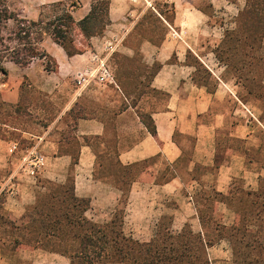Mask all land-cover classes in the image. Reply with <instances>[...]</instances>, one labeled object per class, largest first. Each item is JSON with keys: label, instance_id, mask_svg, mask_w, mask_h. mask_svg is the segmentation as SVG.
I'll return each instance as SVG.
<instances>
[{"label": "crops", "instance_id": "crops-1", "mask_svg": "<svg viewBox=\"0 0 264 264\" xmlns=\"http://www.w3.org/2000/svg\"><path fill=\"white\" fill-rule=\"evenodd\" d=\"M59 1L46 0L44 4ZM133 2L112 0L111 25L102 37L90 40L84 55L69 57L63 48L46 39L42 48L56 60L57 72H48L40 59L25 68L13 63L12 68L6 67L9 78L3 84L8 88L3 93L4 102L17 105L20 87L27 79L30 87L59 109L53 118L46 119V111L40 110L43 116L36 124L40 134L21 131L31 147L4 138V128H12L0 123V187L5 181H12L16 187L13 192L10 188L0 192L5 199L4 210L21 219L46 192V183L65 186L72 180L75 195L90 201L85 217L100 225L114 220L127 191L123 232L126 235L124 226L129 223L140 234L137 239L132 233L131 238L143 243L156 237L165 218L171 220L173 235L189 226L204 237L211 216L227 228L236 226L244 216L255 218L253 208L264 202V113L259 110L256 118L242 104L243 109L233 107L231 115L227 105L232 93L220 92L219 84L210 90L197 80L191 56L208 67L206 59L213 54L212 50L205 51L214 42L207 34L210 27L204 10L177 11L174 25H169L160 45L144 41L140 46L142 64L148 69L160 66L150 82V88L166 98L160 107L146 103L144 109L140 102L133 104L115 82L100 84L92 79L83 90L69 87L76 83L81 69L95 67L91 61L104 52L108 36L120 37L112 41L117 54L134 57L127 38L144 13L126 24L127 16L134 17ZM87 6L86 12L81 7L74 13L77 22L89 13L90 0H86ZM14 76L18 78L15 90ZM248 113L254 119H249ZM142 115L152 118L157 138L147 130ZM30 151L37 158L33 156L26 163ZM120 168L130 171L123 173ZM214 193L222 199H213ZM246 208L252 213L243 211ZM262 218L264 223V215ZM207 251L211 264L224 256L234 260L228 240L214 242ZM0 264L72 262L42 248L20 246L9 251L0 246Z\"/></svg>", "mask_w": 264, "mask_h": 264}, {"label": "trees", "instance_id": "trees-1", "mask_svg": "<svg viewBox=\"0 0 264 264\" xmlns=\"http://www.w3.org/2000/svg\"><path fill=\"white\" fill-rule=\"evenodd\" d=\"M111 3L112 0H91L89 13L77 22L74 13L81 8L80 0H60L44 5L36 20L19 17L8 0H0V75L4 83L9 76L6 63L25 68L33 60L40 59L48 61V72L58 71L56 60L42 48L46 39L50 38L63 48L69 57L82 55L84 50L78 45L76 35L88 45L92 38L102 37L112 23ZM147 14L134 31H138V26H150L147 19H155L163 29L151 25L153 29L148 30L149 34L143 35V38L160 45L165 38L157 40L155 34L168 32L167 25L173 26L175 11L173 9L171 16L163 11ZM239 18L237 31L230 35L235 36L245 57L259 59L264 64V0H246V7ZM151 32L154 33L152 36ZM131 38L130 35L128 41ZM216 55L221 62H225L223 51H217ZM199 65L211 77V73L202 64ZM159 68V65H154L152 77ZM196 69L197 72L201 70ZM24 88L22 84L16 110L21 108ZM142 120L149 133L157 138L152 118L142 115ZM123 169L128 173L130 171V168ZM45 186L46 192L38 196L36 204L28 208L21 219L14 218L4 210L5 199L0 197L2 250H16L20 246L42 248L69 257L72 264H211L208 247L214 242L228 240L233 248L235 264H264V202L257 210L253 208V213L257 214L255 218L242 216L232 228L216 223L211 216L206 223V230H210L206 237L195 234L189 226L179 235H173L171 220L165 218L156 237L143 243L127 237L123 232L127 191H124V200L114 220L100 225L85 217L90 201L75 195L72 180L65 186L50 182ZM212 197L222 199L219 193H214ZM250 226L256 229L251 230Z\"/></svg>", "mask_w": 264, "mask_h": 264}, {"label": "rangeland", "instance_id": "rangeland-1", "mask_svg": "<svg viewBox=\"0 0 264 264\" xmlns=\"http://www.w3.org/2000/svg\"><path fill=\"white\" fill-rule=\"evenodd\" d=\"M46 0H8V3L13 11L21 18L27 19H38V15L40 13V9L42 6L47 5L44 4ZM81 7H83V11L86 12V0H80ZM89 1V0H87ZM91 1V0H90ZM134 2L131 4V9L135 11L132 16H127L125 21L126 24L130 22L136 21L138 15H142V17L138 20L142 22V18L144 15L149 13H158V11L166 12L167 16L172 15V11L181 12L186 8L194 11V8H200L204 10L206 17L205 21L207 22L210 28H207V34L212 35L213 44L212 46H208L205 51L208 52L212 50V55H209L206 59L207 66L213 71V73L198 61L195 57L191 56V60L193 66L201 69L200 64L203 65L210 73L211 77L208 76L204 72V70H199L197 72L196 69V77L197 80L206 85L210 90H214L217 85H220V92L224 90H228L232 93V98L229 100L227 108L229 109L230 114L232 115L233 107H238L243 109L242 104L247 105V109L252 112V114L258 118L260 115V111L262 110L264 113V64H261L259 59H249L244 56V53L241 50V46L238 41L235 39V36H231V33H235L238 28V22L240 21V13L244 11L246 7V0H133ZM167 5V6H166ZM148 16V14H147ZM146 22H149L153 27H160L163 29L160 23L155 21V19H151ZM145 22H143L144 24ZM138 26V31L131 32V40L128 41V44L132 47L134 51V57L132 59H128L120 54H117V49L112 41H118L120 37L118 36H108L106 40H104V52L98 53L93 57L91 61V65L95 67L88 68L86 70V66L81 69L77 73L76 83L71 82L69 84L70 88H78L81 90V81L83 75L91 73L99 69L102 63L105 64V69H107L108 73L113 78V82L117 83L126 96L130 98L133 104L140 102V107L146 109V103H149V107H160L166 98L162 93L154 92L150 88V82L152 79L153 68L148 69L142 64V54H141V44L144 41H148L143 38V35H148V30H152V26ZM167 25V24H166ZM174 25V24H173ZM168 32L170 30L169 25H167ZM167 33H157L155 34V39L159 40L161 37L166 38ZM153 32L150 33L152 36ZM174 34V33H173ZM129 35V37H130ZM208 37V36H207ZM76 40L81 49L84 50V55L88 48V44L80 38V36L76 35ZM82 44V45H81ZM264 44V42H263ZM217 51L224 52V61H220L217 57ZM202 54L205 52H201ZM81 56V55H80ZM38 61V59H35ZM47 62L46 66H47ZM228 63V64H227ZM252 64V65H251ZM261 64V65H260ZM5 67L12 68V64L6 63ZM51 67H54L51 64ZM88 71V72H86ZM104 71L101 70L98 76L94 79L98 81L100 84L109 83L110 81L102 82L100 80L101 74ZM15 77V76H14ZM12 77V83L14 84L13 89L18 88V78ZM217 77L221 80H218ZM9 78V77H8ZM7 78V81H8ZM3 76L0 75V123L9 125L12 129L4 128V132L2 136L4 138H9L14 141H17V144L22 147H31V142L24 140L23 134L21 131L26 130L31 134L38 135L40 134V129L36 127L38 121L41 120L42 114L40 110L46 111V118H53L56 114V107L50 100V98H46L42 92L34 90V88L30 87V81L25 79L23 84L25 88L22 92V101L21 108L16 110L15 105L9 106L8 102H4L3 93L5 88L3 86L4 80ZM77 86V87H76ZM19 101V100H18ZM65 100L62 102V104ZM19 103V102H18ZM77 109V108H76ZM260 110V111H259ZM16 111H19L16 114ZM241 114V113H240ZM249 119H254L251 114H249ZM238 117V116H236ZM14 129V130H13ZM120 170L125 173L126 171L123 168ZM1 180V177H0ZM12 182V181H11ZM13 183L4 182L0 187V192L7 191L8 188L13 192L16 187L11 188ZM251 209L246 208L243 211L247 212ZM252 211V210H251ZM250 211V212H251ZM252 213V212H251ZM254 214V213H252ZM209 227V226H208ZM132 225L127 223L124 226V230L127 236L132 237V233H136L135 238L139 237V233L133 230ZM207 231L210 232V230ZM138 239V238H137ZM231 261L227 260V256H224L223 260L215 261L213 264H235L232 256Z\"/></svg>", "mask_w": 264, "mask_h": 264}, {"label": "built area", "instance_id": "built-area-1", "mask_svg": "<svg viewBox=\"0 0 264 264\" xmlns=\"http://www.w3.org/2000/svg\"><path fill=\"white\" fill-rule=\"evenodd\" d=\"M101 70H103L104 73L101 74L100 80L102 82H106V81L107 82L108 81L113 82V78L108 73L107 69H105V64L102 63L98 70L93 71L91 73H88V74L82 76V79H80V81H81V90H83L86 86H88L90 81L92 79H94V77L96 78ZM14 148L16 149L17 147H14ZM28 154H29L28 157L25 159L26 163H28L33 156H35V159L37 158L36 153H34L32 151H30ZM10 183H12V182L10 181ZM11 188H14V185H11Z\"/></svg>", "mask_w": 264, "mask_h": 264}]
</instances>
